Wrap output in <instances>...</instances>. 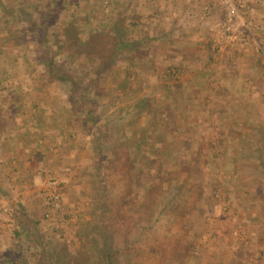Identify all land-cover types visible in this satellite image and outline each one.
<instances>
[{"label":"rangeland","instance_id":"374dc122","mask_svg":"<svg viewBox=\"0 0 264 264\" xmlns=\"http://www.w3.org/2000/svg\"><path fill=\"white\" fill-rule=\"evenodd\" d=\"M66 1L53 6L45 40L37 20L49 0H0V105L43 103L44 125L75 136L63 144L72 147L73 173L54 220L44 217L47 168L15 200L1 190L0 264H106L104 240L114 264H264V88H188L179 65L155 61L154 53L147 61L146 40L158 34L140 25L153 21L148 12L133 15L124 0ZM240 3L243 22L232 25L228 57H239L251 76L236 82L257 85L264 83V0ZM71 19L77 31L68 32ZM116 24L129 46L106 69L97 54L92 62L78 54L92 29L112 49ZM92 39L90 47L101 43ZM162 42L150 50L162 54ZM48 55L75 88L52 81Z\"/></svg>","mask_w":264,"mask_h":264},{"label":"crops","instance_id":"0c3cea01","mask_svg":"<svg viewBox=\"0 0 264 264\" xmlns=\"http://www.w3.org/2000/svg\"><path fill=\"white\" fill-rule=\"evenodd\" d=\"M124 1L120 4H124L125 7L130 3L129 7L133 15L148 12L147 18L153 16V21H146L147 25L140 24L149 32L158 30L155 37L151 36L146 40L149 48L146 50L147 61L148 58L151 61L153 58L154 60L158 58L179 65L181 78H188L186 87L197 88L202 93L214 86V90L218 91L224 88L229 91L231 88L235 90L241 86L247 89V93L264 88L262 81L255 82L257 85H252L250 81L248 85L241 82L246 77L251 79V76L249 71L247 74V71L241 69L244 67L239 66V57H228L235 44L225 46V50L214 48L215 43H212V40L217 36L215 29L220 26L219 21L223 15V12L217 8L220 7L217 0H151L144 3V0H131V2L126 0V3ZM124 7L122 6L123 10ZM159 20L163 22V27L156 25L155 22L160 23ZM152 23L156 28H153ZM215 24L218 26L216 27ZM159 31H162V34ZM159 41H163L161 45H166L162 54L150 50L153 46H159L157 45ZM258 61L259 69H262V60L258 59ZM234 62L238 66L234 67ZM228 66L231 67V72ZM148 70L149 75H152L149 67ZM234 76L241 79L240 83L234 80ZM219 80L222 81L220 85H218ZM260 92L264 93L263 90ZM3 106L0 108V201L6 200L2 197V191L7 194L8 200L10 198L15 200L14 197L20 195L21 191L30 190L31 181L39 178L37 169L42 167L59 175L64 187L67 188L68 183L72 181L73 173L68 170L69 165L66 163L72 147L69 145L70 147L66 148L63 144H66V141L75 142L72 128L69 132L57 123L56 127L45 126L47 122L44 121L47 119L44 114L49 112L45 111L46 107L43 103H23L10 108ZM26 177L27 180H24ZM11 180L13 183L8 184ZM1 183L4 189H1Z\"/></svg>","mask_w":264,"mask_h":264},{"label":"trees","instance_id":"16d2710c","mask_svg":"<svg viewBox=\"0 0 264 264\" xmlns=\"http://www.w3.org/2000/svg\"><path fill=\"white\" fill-rule=\"evenodd\" d=\"M67 1L65 0H58L57 2H55V0H49L50 5H52L51 7H49V9H46V11H41V16L38 18L37 20V26L41 27L42 30V37L46 40L47 38V32L49 30L48 26L46 25V21L48 19V17L50 16V12H52L53 10V6H57L60 5L62 3H66ZM48 10V11H47ZM36 22V20H35ZM88 24H90V16L84 12V15L82 17V31H86ZM66 27L69 30L68 32H74L77 31V24L75 23V21L73 19L68 20V22L66 23ZM103 30L105 27V24L100 23V26ZM114 29L117 31V33L119 35L115 34V43L113 44V48H109L106 46V40H107V35L106 34H102V31L99 29H92V32L88 33V35L86 36V39L84 41H82L79 45H78V54L79 55H84L86 61L92 62L95 61L94 58L91 57V55L93 53L97 54L99 56V61H97V63L99 64V66L104 70L109 66V62L111 61V59L116 55V53L118 52H122L123 50H125V47L129 46V43H127V41H122L120 39V24H116L113 25ZM96 31V33H94ZM99 36L101 39V43L96 44L94 47H90L91 42L93 44H95L94 40L92 39L93 36ZM92 39V40H91ZM110 51H113V54H110ZM45 71L49 74L52 75V81L53 80H58V81H69L71 83V86L75 88L76 86V82L75 80L71 77V76H65L63 74H59V71L57 70V68L55 67V62L54 60L48 55V61L45 64ZM103 72V71H101ZM103 246H104V250L105 252V261L106 264H114V260H113V252L112 249H110V245L104 240L103 242Z\"/></svg>","mask_w":264,"mask_h":264},{"label":"built area","instance_id":"2783aa9c","mask_svg":"<svg viewBox=\"0 0 264 264\" xmlns=\"http://www.w3.org/2000/svg\"><path fill=\"white\" fill-rule=\"evenodd\" d=\"M220 5L224 10V19L220 25L222 31L221 34L217 35V42L214 45L215 49L225 50V46H232L235 44L237 35L233 32L232 25L240 24L243 22L241 16V7L244 6L240 2L241 0H218ZM226 30V32L224 31ZM219 31V32H221ZM178 71H175V76H178ZM44 179L42 185V192L44 196L45 203V214L44 217L48 221L55 219L57 213H59L63 208L64 200V186L59 177L54 173H51L44 169ZM4 212L8 211V207L1 205Z\"/></svg>","mask_w":264,"mask_h":264}]
</instances>
